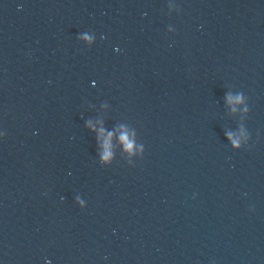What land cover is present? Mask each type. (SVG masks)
Segmentation results:
<instances>
[{
    "label": "water",
    "instance_id": "water-1",
    "mask_svg": "<svg viewBox=\"0 0 264 264\" xmlns=\"http://www.w3.org/2000/svg\"><path fill=\"white\" fill-rule=\"evenodd\" d=\"M0 264H264V0H0Z\"/></svg>",
    "mask_w": 264,
    "mask_h": 264
},
{
    "label": "clouds",
    "instance_id": "clouds-1",
    "mask_svg": "<svg viewBox=\"0 0 264 264\" xmlns=\"http://www.w3.org/2000/svg\"><path fill=\"white\" fill-rule=\"evenodd\" d=\"M129 147H130V145H129Z\"/></svg>",
    "mask_w": 264,
    "mask_h": 264
}]
</instances>
